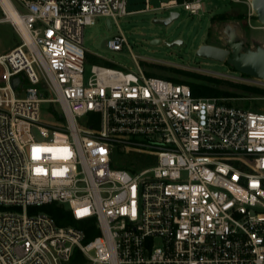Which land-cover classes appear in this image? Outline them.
I'll return each mask as SVG.
<instances>
[{
	"label": "built area",
	"instance_id": "2783aa9c",
	"mask_svg": "<svg viewBox=\"0 0 264 264\" xmlns=\"http://www.w3.org/2000/svg\"><path fill=\"white\" fill-rule=\"evenodd\" d=\"M9 1L22 28L0 52V264H264V110L195 96L133 54L136 71L86 67L97 16L195 14L201 0Z\"/></svg>",
	"mask_w": 264,
	"mask_h": 264
},
{
	"label": "rangeland",
	"instance_id": "374dc122",
	"mask_svg": "<svg viewBox=\"0 0 264 264\" xmlns=\"http://www.w3.org/2000/svg\"><path fill=\"white\" fill-rule=\"evenodd\" d=\"M158 2L159 0H151L153 5H158ZM143 6V0H127L126 10ZM174 11L179 15L168 25L152 23V19L156 16H167L170 10L124 14L117 16L116 21L108 16L111 22L109 28L106 25L107 17L97 16L93 24L85 25L83 28V45L87 50L86 67L89 68L91 64H101L136 71L137 64L132 57L133 54L145 74L150 72L158 76L169 74L184 80L198 81L190 75L161 69L162 66H167L220 79V82L215 83L220 89L233 90L227 80L264 87V80L240 74L225 61L219 62L195 54L200 44L226 46L229 40L241 42L242 49L255 48L257 45L264 47V24L256 19L251 8V0H201V9L198 13H189L182 6L176 7ZM220 14H225L226 19L220 20L217 17ZM120 31L127 44L124 43L119 50L109 49L106 46L107 40ZM153 38H159L160 43L151 44ZM177 38L182 39V44H168ZM19 41L15 24L7 20L0 22V52L7 51ZM44 96L50 97L52 94L48 93ZM228 97H231L227 99L230 103L264 110V96L241 93L239 96ZM53 108L59 110L56 103H53ZM39 119L49 122L56 119L50 103L40 104ZM143 159L144 166L154 163L153 158L144 156Z\"/></svg>",
	"mask_w": 264,
	"mask_h": 264
},
{
	"label": "water",
	"instance_id": "95a60500",
	"mask_svg": "<svg viewBox=\"0 0 264 264\" xmlns=\"http://www.w3.org/2000/svg\"><path fill=\"white\" fill-rule=\"evenodd\" d=\"M251 8L256 19L264 24V0H251ZM177 11H170L167 16L154 17L152 23L168 25L171 21L178 17ZM106 25L109 28V20H106ZM159 38H153L150 43H160ZM182 39L177 38L169 45L182 44ZM195 54L197 56L212 59L215 61L230 64L234 70L240 74L255 77L264 80V47L257 45L255 48L246 47L242 49V44L239 41L229 40L226 46H218L210 43L200 44ZM19 76L11 78L10 83L13 88L18 84Z\"/></svg>",
	"mask_w": 264,
	"mask_h": 264
},
{
	"label": "trees",
	"instance_id": "16d2710c",
	"mask_svg": "<svg viewBox=\"0 0 264 264\" xmlns=\"http://www.w3.org/2000/svg\"><path fill=\"white\" fill-rule=\"evenodd\" d=\"M217 17L220 20H225L227 16L225 14H220ZM161 69L171 70L178 74L190 75L191 77L196 78L198 81H189V80L180 79L177 76H171L169 74H160L161 76L171 79L175 82H185L189 84L192 93L195 96H239V94L241 93H251L254 95L264 96V87L261 86L227 80L226 82L233 88V90L234 89L237 90L239 92L238 93L237 91H233V90L231 91L230 89L218 88L215 85V83L220 82V79L218 80L216 78L201 73L189 72L176 67H167V66H162ZM149 74L155 75L154 73L151 72ZM42 207L45 210H47L51 215H53L60 224L70 220L69 212L63 209L61 206H57L54 203H52V204L44 205Z\"/></svg>",
	"mask_w": 264,
	"mask_h": 264
},
{
	"label": "bare ground",
	"instance_id": "6f19581e",
	"mask_svg": "<svg viewBox=\"0 0 264 264\" xmlns=\"http://www.w3.org/2000/svg\"><path fill=\"white\" fill-rule=\"evenodd\" d=\"M2 5L6 12L7 20L13 24H15L19 29H21V23L19 20V16L17 15L16 11L14 10L11 2L9 0H2ZM22 35L26 36L24 31H21Z\"/></svg>",
	"mask_w": 264,
	"mask_h": 264
}]
</instances>
